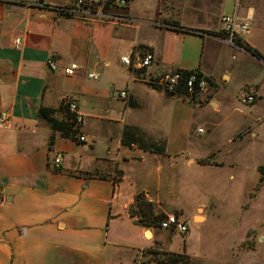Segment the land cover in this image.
Listing matches in <instances>:
<instances>
[{
    "label": "crops",
    "instance_id": "1",
    "mask_svg": "<svg viewBox=\"0 0 264 264\" xmlns=\"http://www.w3.org/2000/svg\"><path fill=\"white\" fill-rule=\"evenodd\" d=\"M68 1L0 0V113H8L0 123V264H137L139 250H180L163 240L165 229L144 222L137 195L190 227L207 222L205 202L185 183L210 167L237 165L227 149L220 160L207 158L215 149L202 133L219 123L211 110L222 106L217 92L239 54L264 65V0H180L174 14L162 0H131L113 10L128 19L122 23L56 11ZM233 13L251 17L240 40L262 58L218 35L222 15ZM173 20L181 29L166 23ZM146 49L154 53L147 71L121 60ZM70 62L80 65L74 75L63 70ZM176 69L205 75L206 93H168L148 81V73ZM256 81L250 85L262 100L264 74ZM121 90L127 98L114 99ZM66 98L84 114L85 140L39 117L40 106L58 109Z\"/></svg>",
    "mask_w": 264,
    "mask_h": 264
},
{
    "label": "rangeland",
    "instance_id": "2",
    "mask_svg": "<svg viewBox=\"0 0 264 264\" xmlns=\"http://www.w3.org/2000/svg\"><path fill=\"white\" fill-rule=\"evenodd\" d=\"M179 2L162 0V6L174 14ZM232 73L231 81H221L217 92L222 106L211 110L210 119L219 123L214 129L208 126L202 135L208 138L205 147L210 152L215 149L207 158L220 160L222 149H227L226 159L236 161L237 165L228 162L210 167L206 173L196 172L191 178L194 183H185L187 187H196L197 197L205 202L209 217L198 228L188 226L186 233L166 230L161 234L171 248L183 245L180 250L156 251L163 264H264V239H259L264 236V170H259L264 165V97L253 103H244L240 98L246 88L262 77L264 65L256 64L245 53L239 54ZM232 138L235 140L231 143ZM217 146L222 148L221 152ZM194 212L196 221L204 220L202 207Z\"/></svg>",
    "mask_w": 264,
    "mask_h": 264
},
{
    "label": "built area",
    "instance_id": "3",
    "mask_svg": "<svg viewBox=\"0 0 264 264\" xmlns=\"http://www.w3.org/2000/svg\"><path fill=\"white\" fill-rule=\"evenodd\" d=\"M131 0H70L67 3L55 7L56 11L62 15L78 16L85 20L105 19L113 20L117 23L126 22L128 19L121 15H115L114 9H123L129 6ZM239 5V0L237 1ZM223 39L234 46H239L237 40L240 36L249 30L251 17H240L237 13L225 14L221 17ZM21 43V39H16V45ZM121 60L126 65L139 68L147 71L154 60V53L149 50L135 51L133 55H124ZM48 67L51 70L59 68L57 62L53 58H49ZM80 68L76 62H70L63 67L66 75H74ZM185 70L176 69L164 72L148 73V81L168 93H178L180 88H184L185 94L190 96L203 95L210 86L209 79L199 71L192 70L189 73H184ZM90 77L95 79L98 75L89 73ZM114 99H126V90H121L113 95ZM242 102L253 103L256 100V93L254 88H246L240 95ZM63 109L71 114V120L75 123L77 129V138L85 140V136L81 133L80 127L84 123V114L79 110L77 102L73 98H66L62 100L61 105ZM8 120V113H0V123H5ZM202 131V128L199 129ZM61 155L57 153L53 159L55 167L60 166ZM160 228L179 233H186L188 231V224L186 220L175 213H168L161 221ZM164 260V259H163ZM137 264H163V261L156 257V254L151 251L139 250L136 255Z\"/></svg>",
    "mask_w": 264,
    "mask_h": 264
},
{
    "label": "trees",
    "instance_id": "4",
    "mask_svg": "<svg viewBox=\"0 0 264 264\" xmlns=\"http://www.w3.org/2000/svg\"><path fill=\"white\" fill-rule=\"evenodd\" d=\"M166 23L171 24L176 29H181L179 22L176 20L166 21ZM218 35L223 36L222 34H218ZM237 44L239 46L244 47L249 52H252L259 58H262V55L256 49H254L248 44L242 43L240 39L237 40ZM184 73H189V71H184ZM179 92L185 93L184 88H180ZM193 98H195V96H193ZM61 111H65L62 106H60L58 109L46 107V106H40L38 109V114L40 119L45 120L54 131H58L63 136L76 137L78 130L75 129V123L74 121L71 120V114L65 111V115H63L62 118H59L57 116L58 115L57 112L60 113ZM259 170L263 171L264 165H261L259 167ZM135 208L140 213L144 222H146V224H148L149 226L160 225L161 221L166 217L164 213L156 212L154 208V203L144 199L143 194L137 195ZM151 252L158 254V252L156 251H151Z\"/></svg>",
    "mask_w": 264,
    "mask_h": 264
}]
</instances>
